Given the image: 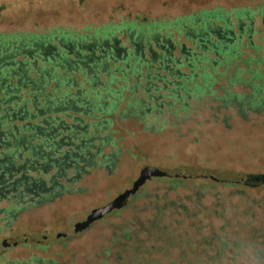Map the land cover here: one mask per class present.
I'll use <instances>...</instances> for the list:
<instances>
[{
    "label": "rangeland",
    "instance_id": "374dc122",
    "mask_svg": "<svg viewBox=\"0 0 264 264\" xmlns=\"http://www.w3.org/2000/svg\"><path fill=\"white\" fill-rule=\"evenodd\" d=\"M203 16L215 18L209 24L212 38L217 28L230 32L226 40L239 48L235 59L209 70L211 78L196 75L189 86L208 82L207 90L188 96L184 106V91L179 90L180 101H169L159 115L123 116L121 102L114 111L85 117L86 134L95 137L100 153L92 165L79 174L70 170L60 192L36 203L0 199V264H96V255L106 249L115 255L116 236L130 232L135 221L147 223L154 206L165 203L169 212V203L181 201L189 212L199 201L208 217H177L178 225L168 223L174 234L186 237L196 229L219 243L238 245L237 264L264 263L253 253L261 245L251 242L253 235L264 233V186L226 183L213 174L264 173V110L244 107L243 114L241 104L255 87L261 93L254 98L264 99V0H0V38L67 33L85 36L88 43L119 41L130 56L142 42L153 48L155 40L159 52L180 58L185 48L198 51L188 34H197L193 24ZM177 24L184 30L174 28ZM140 27L142 33L136 31ZM248 41L252 48L246 47ZM146 45L141 47L145 56ZM180 69L187 72L185 66ZM145 172L152 175L139 185ZM173 176L182 181L171 185ZM135 187L136 195L124 208L76 230L94 209ZM170 250L174 255L179 251L177 246Z\"/></svg>",
    "mask_w": 264,
    "mask_h": 264
},
{
    "label": "trees",
    "instance_id": "16d2710c",
    "mask_svg": "<svg viewBox=\"0 0 264 264\" xmlns=\"http://www.w3.org/2000/svg\"><path fill=\"white\" fill-rule=\"evenodd\" d=\"M214 20L203 16L200 22L193 24L198 27L196 35L185 32L189 43L198 51L186 54L189 50L185 48L182 56L186 59L181 63L169 52H159L157 49L161 47L155 40L153 48L140 42L139 52L130 56L127 50L120 51L126 48L121 47L119 41L112 40L119 53L112 47L105 55L101 50L104 44L110 43H88L85 36H80L81 40L67 33L0 38V171L11 166L14 170L6 172L7 177L12 174L13 181L24 178L19 185H8L7 190L16 188V191L0 195V199L18 205L36 203V199L60 192L61 181L69 180L70 170L79 174L92 165L100 153L93 144L95 137L86 134L85 117L114 111L121 102L123 116L159 115L169 101H180L179 90L184 91L183 106L188 96L204 93L208 82L203 86L198 83L189 86L194 78L196 80L195 76L211 78L209 70L229 64L239 54L236 41L226 40L230 34L222 38L215 34L212 38L209 24ZM174 28L184 30L185 26L177 24ZM136 31L142 33L143 29ZM142 45H146L147 56L141 52ZM184 47L180 45L181 50ZM246 47L252 48L249 41ZM166 59L169 61L164 62ZM181 66H185L187 72H182ZM200 69L202 73L197 74ZM158 72L165 73L166 77H159ZM260 93L255 87L252 95L241 101L243 114L248 108L264 110L263 97L254 98ZM224 101L227 105L228 101ZM102 124L104 122L98 126ZM65 136L70 139L59 143ZM105 139L107 137L96 140L101 143ZM170 181L175 185L182 179L173 176ZM198 203L193 204L191 212L182 201L169 203V212L163 206L165 203L157 204L147 223L135 221L130 232L123 231L116 236L119 240L115 242L118 246L115 255L106 249L96 255V264H226L229 261L237 264L235 259L242 252L238 245L230 247L225 242L219 243L214 241L219 240L217 237L202 236L196 229L193 235L180 237L168 228L169 222L178 225L177 217L207 218L208 213L204 214L205 209ZM217 213L220 215V211ZM139 232L143 236H139ZM184 241L190 248L180 247V242ZM251 242L262 247L253 253L264 257V233L253 235ZM173 246L178 247L177 255L170 250ZM193 256L202 257L201 262L192 261ZM223 258L228 261H222ZM253 264L264 263L258 260Z\"/></svg>",
    "mask_w": 264,
    "mask_h": 264
},
{
    "label": "water",
    "instance_id": "95a60500",
    "mask_svg": "<svg viewBox=\"0 0 264 264\" xmlns=\"http://www.w3.org/2000/svg\"><path fill=\"white\" fill-rule=\"evenodd\" d=\"M214 176L217 177L220 181L226 183H235L241 184L249 187H260L264 186V173L258 174H248L244 172H232V171H219L214 170ZM152 175V172H145L142 177L139 179V185L143 184L146 180H149ZM137 187L125 190L123 193L119 194L107 205L94 209L86 218L85 221L77 223L75 225L76 230H82L88 228L94 221H97L103 218L105 215L124 208L131 197L135 196L137 193ZM61 234H58L59 237Z\"/></svg>",
    "mask_w": 264,
    "mask_h": 264
},
{
    "label": "flooded vegetation",
    "instance_id": "af4514ba",
    "mask_svg": "<svg viewBox=\"0 0 264 264\" xmlns=\"http://www.w3.org/2000/svg\"><path fill=\"white\" fill-rule=\"evenodd\" d=\"M216 34L219 38H222L223 35L226 34H230V32L226 29V30H222L221 28H219L218 32L216 31ZM231 35V34H230ZM116 51V53L118 54L119 51L118 49H116V43L113 44H104V49H102V53H104L105 55L108 54V52L110 51V48H112ZM170 49H173V47L169 46ZM120 51L124 52L126 51V49H120ZM183 51V50H182ZM167 52V51H166ZM153 53V51H151V54ZM183 54V53H182ZM186 54H189L188 52H186ZM178 63H181V59L185 60L186 58L184 57H180V58H176ZM169 59L164 60V62H168ZM159 77H166L165 73L162 72H158L157 73ZM170 78V77H169ZM160 81V79H158ZM175 82H177V80H174ZM63 139H70V136H65L64 138L60 139L59 143H64ZM56 142V141H55ZM54 142V143H55ZM66 153H69L68 151ZM14 170L13 167L11 166H7L4 168V171H0V195L4 196L5 193H8L9 191H16V188H12L10 190H7L6 187H8V185H12V187H14L15 185H19V182L24 180V178H19L15 181L12 180V174L8 175V177L6 176V172H10ZM34 186V184H33ZM10 187V186H9Z\"/></svg>",
    "mask_w": 264,
    "mask_h": 264
}]
</instances>
